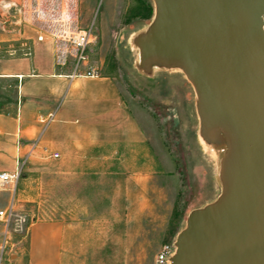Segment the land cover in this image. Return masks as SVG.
<instances>
[{"label": "rangeland", "instance_id": "1", "mask_svg": "<svg viewBox=\"0 0 264 264\" xmlns=\"http://www.w3.org/2000/svg\"><path fill=\"white\" fill-rule=\"evenodd\" d=\"M152 12L151 0H79L80 24L93 22L94 38L87 53L100 77L70 79L63 76L70 72V64H53V70L62 74L60 79L65 83L64 93L54 101V107L64 99L70 83L74 88L96 92L110 89L120 111L144 112L148 120H143L142 134L159 147L160 167L140 180L143 192L139 188L136 191L139 185L129 175L133 160L128 157L131 147L126 144L101 146L107 150L117 146L122 149L118 154L124 159L112 161L114 173L81 178L68 172L75 165V144L66 139V144L53 143L48 148V153L56 151L59 156L40 160L39 183L31 185L36 197L24 202L22 212L38 218L78 215L76 196L89 204V217L108 219L106 227L103 220L86 225L85 229L95 230L100 239L94 236L84 242L87 246L82 244L76 251L80 254L75 256V264H154V256L163 245L173 250L174 237L187 212L218 193L213 161L204 154L200 158L194 151L197 120L189 84L174 71H157L144 78L133 66L136 51L130 47V37L149 21ZM13 86L11 80H0V101L8 113L19 104ZM60 146L63 157L57 148ZM17 183L20 189L29 186L19 179ZM7 197L6 189L0 188V203Z\"/></svg>", "mask_w": 264, "mask_h": 264}, {"label": "water", "instance_id": "2", "mask_svg": "<svg viewBox=\"0 0 264 264\" xmlns=\"http://www.w3.org/2000/svg\"><path fill=\"white\" fill-rule=\"evenodd\" d=\"M130 37L140 76L180 73L218 193L191 208L168 264H264V0H151Z\"/></svg>", "mask_w": 264, "mask_h": 264}, {"label": "crops", "instance_id": "3", "mask_svg": "<svg viewBox=\"0 0 264 264\" xmlns=\"http://www.w3.org/2000/svg\"><path fill=\"white\" fill-rule=\"evenodd\" d=\"M19 37L28 39L30 56L6 53L8 43H14ZM34 37L30 28L18 34L0 24V80L13 81L14 93L19 100L12 113L4 111L5 104L0 101V172L12 171L16 163L23 160L19 180L29 185L20 189L16 183L12 194L14 206L23 211L24 202L35 199L37 193L31 191V185L39 183L40 160L55 159L47 156L48 148L53 143L66 144V139L75 144V165L68 171L74 173L75 178L114 173L112 161L124 159L118 154L122 149L117 146L107 150L102 145L126 144L131 147L128 157L133 160V166L129 175H133L139 185H135L136 191L139 188V192H143L144 185L140 180L151 176L160 167L158 143L142 134L143 120H148L147 116L139 110L120 111L110 89L96 92L74 88L72 83L65 89L64 99L54 107V101L64 93L65 83L60 79L62 75L53 70L48 41H35ZM35 139L36 145L31 147ZM57 148L63 157V147ZM194 151L203 158L197 143ZM6 191L8 197L0 203V208L9 199L10 193ZM76 208L79 209L78 215L28 216L23 231L11 234L13 247L7 252L8 263L75 264V256L80 254L82 244L87 246L84 242L93 240L94 236L100 239L95 230H86V225L103 220L106 227L108 221L107 218L89 217V204L75 196ZM8 263L4 261L3 264Z\"/></svg>", "mask_w": 264, "mask_h": 264}, {"label": "built area", "instance_id": "4", "mask_svg": "<svg viewBox=\"0 0 264 264\" xmlns=\"http://www.w3.org/2000/svg\"><path fill=\"white\" fill-rule=\"evenodd\" d=\"M78 4L79 0H0V24L18 34L30 28L35 33V41L46 39L51 47L53 64L57 67L71 65L70 72L63 74L64 77L98 78L100 73L97 67L91 65L87 53L94 38L93 22L91 20L86 25L80 24ZM262 29L264 31V13ZM6 53L30 56L28 39L19 37L14 43H8ZM36 141H32L31 147L36 145ZM47 156L56 158L58 153L50 152ZM22 164L23 160H19L12 171L0 172V188L10 193L6 205L0 208V264L10 261L7 252L13 247L11 234L22 232L28 221V216L14 206L12 196ZM172 251L169 246L163 245L154 256V264H168Z\"/></svg>", "mask_w": 264, "mask_h": 264}]
</instances>
